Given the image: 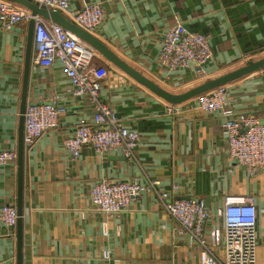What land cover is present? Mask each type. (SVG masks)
<instances>
[{"label": "crops", "instance_id": "1", "mask_svg": "<svg viewBox=\"0 0 264 264\" xmlns=\"http://www.w3.org/2000/svg\"><path fill=\"white\" fill-rule=\"evenodd\" d=\"M99 4L104 13L94 32L122 61L162 90L179 95L207 81L264 58V0H79L71 9ZM209 37L211 59L205 76L194 68L169 70L158 60L164 33L175 23ZM27 25L0 27V150H16ZM29 65L26 103L64 108L59 126L24 150L22 264H202L201 249L173 231V222L156 196L144 194L127 210L106 216L94 211L89 191L105 180L159 182L177 200H202L210 212L225 196L252 197L257 215L256 264H264V172L250 176L229 159L218 114L206 115L195 98L172 105L95 53L91 73L102 74L100 101L120 122L139 134V166L116 151L99 155L84 149L72 160L63 141L94 106L74 94L56 64ZM235 111L264 123V69L227 85ZM208 93V92H207ZM176 186L173 190L172 187ZM17 200V164L0 166V212ZM17 224V223H16ZM210 218L205 234L221 228ZM214 255L224 259L222 247ZM0 264H16V227L0 222Z\"/></svg>", "mask_w": 264, "mask_h": 264}, {"label": "built area", "instance_id": "2", "mask_svg": "<svg viewBox=\"0 0 264 264\" xmlns=\"http://www.w3.org/2000/svg\"><path fill=\"white\" fill-rule=\"evenodd\" d=\"M39 7L60 11L78 27L94 34L104 19L99 4H84L71 9L79 0H32ZM34 20L33 62L47 69L56 64L62 68L78 97L87 98L94 106L90 121L81 120L72 134L63 141V148L72 159H78L84 149L104 155L118 151L124 159L139 166L136 147L139 134L123 125L116 114L99 99L100 74L91 73L95 51L62 27L22 6L0 0V27L9 30ZM208 36L190 32L182 23H175L164 33L159 44L158 60L169 70L194 68L205 76L204 66L211 59ZM196 107L206 115L218 114L226 135V152L231 162L246 168L250 176L264 172V123L234 110L225 86L217 87L195 98ZM65 110L55 104L26 105L23 121V149L30 150L47 133L59 126ZM177 106H168L166 113L175 115ZM16 150H0V166L15 164ZM173 190L176 186L172 187ZM153 194L171 218L173 231L187 237L201 251L202 264H256L257 215L252 197L225 196L222 208L210 212L202 200L170 199L159 182L126 181L94 183L89 191L90 203L99 214L111 216L121 213L130 203L144 194ZM221 218L222 227L214 228L206 236L205 224L210 218ZM17 210L5 205L0 222L11 229L16 227ZM222 247L224 259L219 260L213 249Z\"/></svg>", "mask_w": 264, "mask_h": 264}, {"label": "water", "instance_id": "3", "mask_svg": "<svg viewBox=\"0 0 264 264\" xmlns=\"http://www.w3.org/2000/svg\"><path fill=\"white\" fill-rule=\"evenodd\" d=\"M12 4H16L24 7L31 12L32 17L39 16L47 21H50L63 29L69 31L75 37L80 39L82 42L89 45L107 62L112 64L117 69L124 72L131 79L135 80L140 85L149 89L156 96L163 99L165 102L171 105H177L193 99L201 94L207 93L217 87H221L231 83L237 79L244 76L250 75L256 71L264 69V58L259 60H249L246 64L239 69L230 72L219 78L207 81L183 94L174 95L170 94L158 86H156L151 81L144 78L136 70L122 61L117 55H115L105 44H103L96 36L86 32L85 30L78 27L72 20H70L65 14L60 11L48 10L45 7H39L32 0H2ZM33 29L34 20L30 19L27 24V42L25 50V62H24V75L22 83V95L19 109V122H18V141H17V200H16V210H17V224H16V264H22V192H23V159H24V149H23V121H24V111L26 108V96L29 78V65L30 56L32 50L33 42ZM39 105V104H31ZM124 159V158H123ZM188 200V198H186ZM205 206V204H204ZM206 207V206H205Z\"/></svg>", "mask_w": 264, "mask_h": 264}]
</instances>
